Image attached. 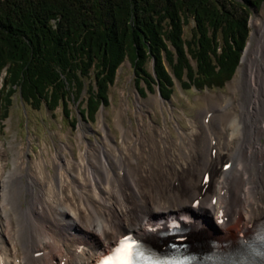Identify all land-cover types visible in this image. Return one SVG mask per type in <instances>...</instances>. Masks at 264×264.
I'll use <instances>...</instances> for the list:
<instances>
[{
	"label": "bare ground",
	"instance_id": "6f19581e",
	"mask_svg": "<svg viewBox=\"0 0 264 264\" xmlns=\"http://www.w3.org/2000/svg\"><path fill=\"white\" fill-rule=\"evenodd\" d=\"M260 37L252 62H246L244 101L230 119L216 112L214 104L220 101L208 94L205 101L213 103L198 112L188 129L176 122L172 137L166 121L160 126L144 119L137 93L133 125L121 89L120 104L113 108L120 144L102 109L101 141L83 147L78 141L77 155L69 148L72 144H63L61 149L69 155L56 151L50 162L33 158L26 168V184L21 180L23 161L13 160L12 169L4 171L0 157V264H93L129 231L152 245H167L176 237L168 229L172 214L190 212L206 221L183 224L188 247L198 250L212 243L233 248L264 222V27ZM249 53L247 46L242 61ZM143 102L166 108L173 117L174 110L160 94ZM48 163L53 172L45 169ZM18 185L29 194L25 208L18 204L19 193L8 197L14 199L12 211L33 217L29 234L22 233L21 222L15 227L10 205L6 207L5 190L10 186L17 191ZM161 219L165 221L158 222Z\"/></svg>",
	"mask_w": 264,
	"mask_h": 264
},
{
	"label": "trees",
	"instance_id": "16d2710c",
	"mask_svg": "<svg viewBox=\"0 0 264 264\" xmlns=\"http://www.w3.org/2000/svg\"><path fill=\"white\" fill-rule=\"evenodd\" d=\"M263 2L0 0V120L16 92L34 109L45 103L68 111L73 101L92 115L107 103L108 85L124 59L164 97L174 79L198 89L221 87L239 64L249 17ZM91 73L94 84L82 99Z\"/></svg>",
	"mask_w": 264,
	"mask_h": 264
},
{
	"label": "rangeland",
	"instance_id": "374dc122",
	"mask_svg": "<svg viewBox=\"0 0 264 264\" xmlns=\"http://www.w3.org/2000/svg\"><path fill=\"white\" fill-rule=\"evenodd\" d=\"M192 26L193 22H190L188 26H185L184 36L186 38H189L190 27ZM263 27L264 2L258 9H253L249 17V38L247 44L250 53L248 54V57H246L247 60L239 62L231 78L225 81L221 87L211 86L198 89L194 86L188 87L184 85L183 82L174 79L170 96L164 97L159 85L151 86L148 84V81L140 80L136 76L130 62L127 59H124L117 67L112 83L108 85L107 103L101 104L92 115L80 113L78 110V103L73 101L68 102L69 112L64 110L62 106L49 109L45 103H41L38 109H34L32 105L25 103L19 96L18 92H16L12 96V103L8 115L0 120V142L3 145L0 157L4 161L3 170L6 171V169H12L15 161H23L22 164L25 167L22 168L23 177L21 176V180L26 184V168L33 158H38L39 156L40 158H47L48 162H50L52 160V154L56 151H65L66 155H69L67 150H63V148L61 149L63 144H67L68 146L72 144L69 148H73V154L77 155L78 141H80V146L82 147L89 142L101 141L103 132L101 127H99L98 119L102 109L106 125L107 127L109 126L108 128L114 133V141L120 144L122 138L120 136L119 128L114 125L113 108L120 104L121 89L124 90L125 98L128 99V104L130 106L128 112L133 125H137L135 119L136 114L134 112L136 108L137 93L143 103L141 109L143 111L144 119H151L154 123L160 126H164V122L166 121L172 137H176V122L179 123V126L182 128L188 129L190 127V121L196 119L198 112L206 108L210 103H213V101H220V105L219 103L214 104L218 110L216 112L222 113L230 119L235 113L237 106L240 107L242 101H244L246 62H252L250 56H252L256 40L261 38L260 30ZM191 63L193 65L195 64L192 60ZM147 70L151 73L153 72L152 61L147 62ZM91 84H94L92 73L89 77L84 79V90L81 94L82 99L87 96L86 88ZM152 94H160L164 99L165 104L171 106L172 110H174L172 118L170 112L166 108L161 109L158 106H146L144 104L143 101L149 98ZM208 94L213 101H205L204 97ZM79 105L80 107H84L85 103H79ZM237 110H239V108ZM212 112L213 111L210 110L209 113L212 114ZM124 124L126 126L129 125V118L127 115H124ZM234 127L235 121H233V128ZM79 133L81 134L80 136L78 135ZM261 140L264 142V136ZM45 169L50 172L54 171L52 165L49 163L45 165ZM32 187L35 189L38 188L36 184H32ZM14 192L15 194H20L18 195V204H21L20 206L22 208H25L29 194L23 186L18 185L17 191H14L12 187L8 186L4 195L5 200L8 201L6 207L9 209L10 205V211L13 214H11V218H13L12 223L15 224L16 228L18 222L23 223L19 228L22 230V233L29 234L32 231V222H34V219L31 215L29 216L27 212L19 213L17 210L12 211V209L16 208L13 206L14 199L12 197H15V195H13ZM18 214L20 215L16 216ZM27 216L29 217V220H27ZM20 219L21 221H19ZM191 220H199L202 224L206 223L204 219L192 218ZM183 241H188V238H184Z\"/></svg>",
	"mask_w": 264,
	"mask_h": 264
},
{
	"label": "water",
	"instance_id": "95a60500",
	"mask_svg": "<svg viewBox=\"0 0 264 264\" xmlns=\"http://www.w3.org/2000/svg\"><path fill=\"white\" fill-rule=\"evenodd\" d=\"M247 46H248V44L246 43V45H245V47H244V49L242 50V54H241V56H240V62L243 60V58H244V55H245V52H246V48H247Z\"/></svg>",
	"mask_w": 264,
	"mask_h": 264
}]
</instances>
